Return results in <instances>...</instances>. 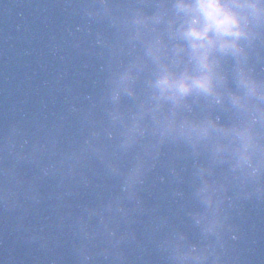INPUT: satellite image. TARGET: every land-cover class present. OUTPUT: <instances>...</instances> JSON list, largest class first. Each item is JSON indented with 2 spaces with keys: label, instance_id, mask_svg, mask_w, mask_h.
Here are the masks:
<instances>
[{
  "label": "clouds",
  "instance_id": "clouds-1",
  "mask_svg": "<svg viewBox=\"0 0 264 264\" xmlns=\"http://www.w3.org/2000/svg\"><path fill=\"white\" fill-rule=\"evenodd\" d=\"M77 7L85 27L104 24L118 45L128 46L131 58L111 72L110 95L114 102L127 96L138 103L119 113L118 129L84 120L87 134L69 149L46 131L13 124L0 140V161H10L0 168V204L12 210L38 204L39 180H63L89 163L99 164L118 180L117 190L99 205L82 208L75 234L78 246L89 251L105 242L118 244L121 223L134 212L130 203L140 202V188L157 166L159 145L181 142L194 158L195 205L189 215L199 239L187 231L168 233L162 238L165 251L171 264H225L230 241L238 238L235 210L245 201L264 199V75L251 63L264 41V0L147 5L82 0ZM201 104L200 110L194 107ZM213 106L226 108L231 119L222 120ZM149 137L155 143L140 148ZM117 141L121 153L114 148ZM201 155L203 160L196 159ZM24 163L38 169L30 181L18 173ZM89 207L93 215L86 217Z\"/></svg>",
  "mask_w": 264,
  "mask_h": 264
},
{
  "label": "water",
  "instance_id": "water-1",
  "mask_svg": "<svg viewBox=\"0 0 264 264\" xmlns=\"http://www.w3.org/2000/svg\"><path fill=\"white\" fill-rule=\"evenodd\" d=\"M81 2L0 0V140L18 123L50 133L69 149L87 134L84 120L118 129L119 113L135 109L137 99L124 96L114 102L110 95L111 72L131 58L128 46L118 45L117 36L104 24L85 27L77 7ZM251 63L264 75V41ZM194 107L200 110L204 105ZM210 110L222 120L231 119L226 108ZM153 143L149 137L139 147ZM114 148L123 151L118 141ZM158 151L157 166L140 188V202L130 203L134 212L121 223L120 243H101L93 251L78 246L75 231L80 229L74 224L82 208L99 205L118 187L106 168L89 163L63 180H39L38 204L15 210L0 204V264H171L163 236L187 231L193 240L199 239L189 215L195 205L194 158L181 142L166 141ZM7 163L0 161V168ZM18 173L30 181L38 169L24 163ZM84 215H93L91 207ZM90 223L95 227L97 219ZM232 223L238 238L230 241L225 264H264V199L243 202Z\"/></svg>",
  "mask_w": 264,
  "mask_h": 264
}]
</instances>
